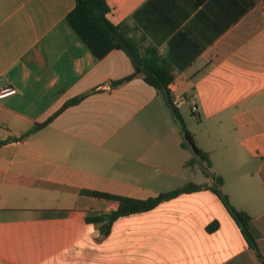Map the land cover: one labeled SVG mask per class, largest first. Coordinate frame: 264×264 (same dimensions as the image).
<instances>
[{"label": "crops", "instance_id": "1", "mask_svg": "<svg viewBox=\"0 0 264 264\" xmlns=\"http://www.w3.org/2000/svg\"><path fill=\"white\" fill-rule=\"evenodd\" d=\"M106 1L142 56L171 68L175 105L220 191L251 216L262 258L202 163L187 164L163 95L141 75L113 85L133 72L129 55L96 58L66 22L75 0H0V90H15L0 98V264H264L263 0ZM189 182L207 187L120 217L107 235L85 220L118 204L83 189L144 199Z\"/></svg>", "mask_w": 264, "mask_h": 264}, {"label": "trees", "instance_id": "2", "mask_svg": "<svg viewBox=\"0 0 264 264\" xmlns=\"http://www.w3.org/2000/svg\"><path fill=\"white\" fill-rule=\"evenodd\" d=\"M108 12L109 6L106 0H75V5L73 9L67 13L65 20L96 58L104 57L113 49H122L129 55L134 68L133 72L129 76L116 80L113 82V85H119L137 75H141L146 83L153 86L163 95L175 120L180 125L183 136L181 146L189 147L193 152L194 157L189 160L187 164H190L195 160L202 163L204 175L212 178L214 182L209 189L219 197L228 214L236 222L249 247L256 252L259 258H262L257 242L251 233V216L246 211L236 209L232 206L227 195L220 191L219 187L223 183L222 177L209 171L211 161L208 153L197 146L193 134L186 127L185 122L175 105L174 96L169 89V84L173 80L171 68L160 60L155 52L149 53L148 56H142L138 51L136 40L130 37L128 28H126L124 24H113L107 18ZM84 96L85 94L67 100L53 115L41 123L34 124L29 131L22 135V137L42 128L62 110L78 103ZM206 187L207 186L204 184L201 185L189 182L179 188L159 192L155 196L144 199L111 194L97 190L83 189L80 192L87 196L117 202L118 206L113 211L91 213L85 216L87 222L93 223L101 234L107 235L112 224L120 217L149 211L157 207L159 204L173 199L182 193H191ZM217 226L218 222L213 221L207 226V229L212 231L217 228Z\"/></svg>", "mask_w": 264, "mask_h": 264}, {"label": "built area", "instance_id": "3", "mask_svg": "<svg viewBox=\"0 0 264 264\" xmlns=\"http://www.w3.org/2000/svg\"><path fill=\"white\" fill-rule=\"evenodd\" d=\"M14 93H15L14 88H11V87L3 88L0 90V98H3L5 96H8Z\"/></svg>", "mask_w": 264, "mask_h": 264}, {"label": "rangeland", "instance_id": "4", "mask_svg": "<svg viewBox=\"0 0 264 264\" xmlns=\"http://www.w3.org/2000/svg\"><path fill=\"white\" fill-rule=\"evenodd\" d=\"M183 108H187V105L185 104L184 106H183ZM248 164H250V163H248ZM198 178H202V176L200 175L201 173H200V171H198ZM187 179H189V180H192V179H195V174L194 173H188V177H187ZM228 189V187H225L224 188V191H226Z\"/></svg>", "mask_w": 264, "mask_h": 264}]
</instances>
